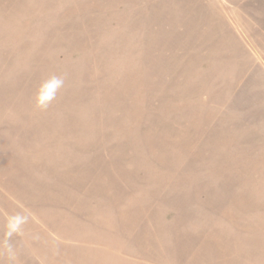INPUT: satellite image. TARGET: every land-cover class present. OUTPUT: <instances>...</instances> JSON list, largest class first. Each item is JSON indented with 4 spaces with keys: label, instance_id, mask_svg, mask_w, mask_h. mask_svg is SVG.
Instances as JSON below:
<instances>
[{
    "label": "rangeland",
    "instance_id": "obj_1",
    "mask_svg": "<svg viewBox=\"0 0 264 264\" xmlns=\"http://www.w3.org/2000/svg\"><path fill=\"white\" fill-rule=\"evenodd\" d=\"M263 191L264 0H0V264H228Z\"/></svg>",
    "mask_w": 264,
    "mask_h": 264
},
{
    "label": "crops",
    "instance_id": "obj_2",
    "mask_svg": "<svg viewBox=\"0 0 264 264\" xmlns=\"http://www.w3.org/2000/svg\"><path fill=\"white\" fill-rule=\"evenodd\" d=\"M264 193V191H263ZM263 195V194H262ZM264 199V196L262 197ZM264 202V201H263ZM264 203L259 204V207L257 208V214L259 219L260 216H264ZM263 209V210H261ZM264 234V232H263ZM262 234V235H263ZM258 235H249L245 231H243L241 234L237 235H227V238H229L228 242L231 244L227 245L231 247L232 249L236 251L237 253H234L232 251H224L225 253L227 252L229 257H228V264L232 263L237 264L236 260H239V264H264V242L261 240V235L259 238L255 239V237ZM233 238L239 242H243L244 245L242 244H235L233 242ZM255 239V240H254ZM260 242L263 243L262 246H260ZM106 244L104 242L99 243L98 245H94V248L92 247H84L83 249H79L78 251H75L73 253V256H75V262L74 264H133V255L130 251H127L129 253L121 251H112L108 249L107 247L105 248ZM242 246L243 249H240L239 247ZM244 246L250 250L253 255H245L244 252H246L244 249ZM250 248L256 249L255 251L251 250ZM80 253H76L79 252ZM230 252V253H229ZM248 253V251H247ZM83 255V258L80 255ZM243 254V255H242ZM249 254V253H248ZM69 258V256H67ZM254 258V261L252 260ZM241 259H244L246 261L243 262ZM251 259V260H249ZM67 264H70V260H68ZM208 264H210L208 262Z\"/></svg>",
    "mask_w": 264,
    "mask_h": 264
},
{
    "label": "clouds",
    "instance_id": "obj_3",
    "mask_svg": "<svg viewBox=\"0 0 264 264\" xmlns=\"http://www.w3.org/2000/svg\"><path fill=\"white\" fill-rule=\"evenodd\" d=\"M57 83H62V82H60V81H57Z\"/></svg>",
    "mask_w": 264,
    "mask_h": 264
}]
</instances>
